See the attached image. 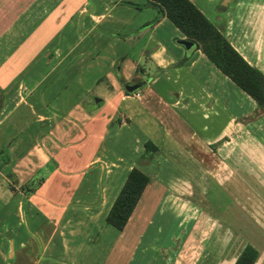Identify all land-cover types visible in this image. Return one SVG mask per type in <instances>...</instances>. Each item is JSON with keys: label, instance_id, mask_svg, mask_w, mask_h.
Here are the masks:
<instances>
[{"label": "crops", "instance_id": "crops-1", "mask_svg": "<svg viewBox=\"0 0 264 264\" xmlns=\"http://www.w3.org/2000/svg\"><path fill=\"white\" fill-rule=\"evenodd\" d=\"M30 1L0 0L2 36L24 17L7 15L16 3L46 11L0 51V185L20 193L3 262L179 264L182 245L205 239L206 218L217 236L233 210L264 233V110L250 94L166 16L152 23L148 0ZM192 1L264 73V0ZM136 82L143 89L126 92ZM147 140L159 150L146 161ZM133 165L150 180L119 230L106 214ZM210 249L221 251L219 236Z\"/></svg>", "mask_w": 264, "mask_h": 264}, {"label": "trees", "instance_id": "trees-1", "mask_svg": "<svg viewBox=\"0 0 264 264\" xmlns=\"http://www.w3.org/2000/svg\"><path fill=\"white\" fill-rule=\"evenodd\" d=\"M147 4L157 10L152 23L163 16L170 19L186 39L194 41L196 47L200 48L223 74L250 94L264 110V73L243 57L228 37L192 0H148ZM158 150L159 147L153 141H145L143 160H151ZM0 156L4 161L7 160L6 146L0 149ZM149 180V173L133 165L106 214V222L119 230L123 229ZM259 253L255 244L247 242L237 253L233 264H254Z\"/></svg>", "mask_w": 264, "mask_h": 264}, {"label": "rangeland", "instance_id": "rangeland-1", "mask_svg": "<svg viewBox=\"0 0 264 264\" xmlns=\"http://www.w3.org/2000/svg\"><path fill=\"white\" fill-rule=\"evenodd\" d=\"M32 1H36V0H31L30 2H28V4L31 5ZM45 3H48V0H46ZM13 6L14 8L12 9V11H7V15H10V17H12L13 19H15L17 16H20V14L24 15V17L22 18L21 21L13 20L14 25L10 27V29L12 30L11 31L12 35L2 36L0 32V51L3 50L4 52L5 51L7 52L8 46L11 47L10 50L12 48H15L18 45L19 40L24 36V34H26L27 32L28 33L31 32L32 25H30V23L32 22V20L38 15H41L42 12L44 13L46 12V11H41V9L39 10L38 9L32 10V9H26V8L23 9L21 8V6H25V4H22V3H16ZM25 18L29 21V24L23 21ZM2 28L3 26H0V31ZM70 28L71 27L69 23H66L61 29L59 27V32L55 34V36L53 37V40L54 39L60 40L61 35L68 34V31ZM40 42L41 41L34 43V48L38 47L40 45ZM131 43H132V46L134 47L135 45L134 40ZM136 50H137V47H135L134 49L132 48V50L129 51V53H131L132 56L133 55L136 56L135 54ZM145 63L147 64L146 67L148 69H151V72L155 70L154 64L151 62L145 61V58H144L141 60V65ZM145 75L146 74H143L142 72L138 71L136 73L137 77H134V78L135 79L141 78L142 76L144 77ZM143 87L144 85L140 86L138 89L142 90ZM102 88L103 86H98L97 91L101 90ZM7 173H10V171H8ZM36 182L37 181L34 180V183ZM4 184L5 183L2 182V185H0V264H3V263L7 264V259H8L6 258L5 262H3V254H5V250H7L6 248L7 243H5V241L1 239L2 236H4L5 234L4 231H6V224H8L10 227H19V224H20V221H19L20 193H18L17 190L14 189L13 194L11 195L10 188L6 187ZM37 184L38 183L33 185V187L31 188H36ZM19 188L20 190H22L21 186H19L18 189ZM208 197L212 198V196H205L204 199L207 200ZM202 206L204 207V209L211 212L212 202H207L203 200ZM232 214L233 216L229 217V213L226 212L225 213L226 216L220 219L221 221L220 231H219L220 233L217 236H216V233L214 234L213 229L218 225V223L212 222L211 219H208L209 217L206 218L205 224L203 225L205 228V234H204L205 239L203 240V242H200V240L198 239H192L190 243H186V245L184 244L185 247L184 245H182L181 247L182 256H179L181 260L179 264H226L224 262L219 263L218 261H215V263H213L214 262L213 257L217 258L216 256L218 253L220 254V256L227 255V253H230V256L232 255L234 256L235 254L239 252L241 246L246 241L253 242L258 247L264 246V233H261L260 228L258 226H255L254 224L250 225L251 223L250 220H249V223L246 224L245 218L243 217V212L241 211L237 212L233 210ZM218 236L220 237L221 251L218 252L216 250L212 252V249H210V246L212 245L213 239L216 240ZM178 244H179V241L177 240L176 245ZM129 248L125 249V252H124L125 259L128 258L127 254H129V251H128ZM176 252H179V251H176ZM8 254H9V250L7 251V255ZM155 261L156 262L155 263L153 262L152 264H160L159 263L160 260L156 259ZM229 264H231V261ZM254 264H264V255L263 256L261 255Z\"/></svg>", "mask_w": 264, "mask_h": 264}, {"label": "water", "instance_id": "water-1", "mask_svg": "<svg viewBox=\"0 0 264 264\" xmlns=\"http://www.w3.org/2000/svg\"><path fill=\"white\" fill-rule=\"evenodd\" d=\"M182 43L188 48L191 45H196L194 41L190 40V39H183ZM142 85V83L136 82V83H127L125 85V88L127 91H133L135 89H137L138 87H140ZM10 264V263H8Z\"/></svg>", "mask_w": 264, "mask_h": 264}, {"label": "built area", "instance_id": "built-area-1", "mask_svg": "<svg viewBox=\"0 0 264 264\" xmlns=\"http://www.w3.org/2000/svg\"><path fill=\"white\" fill-rule=\"evenodd\" d=\"M135 94H136L137 96H139V95H140V93H139L138 91H136V92H135Z\"/></svg>", "mask_w": 264, "mask_h": 264}]
</instances>
